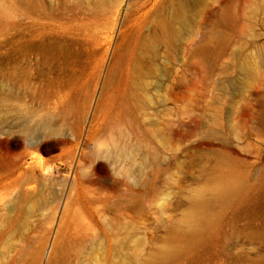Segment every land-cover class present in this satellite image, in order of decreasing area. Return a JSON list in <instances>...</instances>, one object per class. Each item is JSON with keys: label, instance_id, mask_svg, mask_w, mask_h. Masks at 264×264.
<instances>
[{"label": "rangeland", "instance_id": "1", "mask_svg": "<svg viewBox=\"0 0 264 264\" xmlns=\"http://www.w3.org/2000/svg\"><path fill=\"white\" fill-rule=\"evenodd\" d=\"M3 1L0 264H264V0H189V41L158 44L142 79L117 45L155 0H39L77 25L109 15L51 62L26 37L30 0Z\"/></svg>", "mask_w": 264, "mask_h": 264}, {"label": "bare ground", "instance_id": "2", "mask_svg": "<svg viewBox=\"0 0 264 264\" xmlns=\"http://www.w3.org/2000/svg\"><path fill=\"white\" fill-rule=\"evenodd\" d=\"M151 1L152 0H150V2ZM40 2L39 0H30L29 2L30 5L28 4L29 14L27 15H28L29 24L27 27L28 33L25 34H29V36L26 35V37L30 38V42H29V38L26 41L29 42L30 44L31 42L33 44L34 43L37 44L38 38L40 37L39 38L40 42L38 45L39 48H37V50L40 49L39 55L41 58H43L44 61L46 60L50 61V59H54V58L56 60L57 59L56 57H59L58 55L60 56L62 55L66 60L67 50H68L66 46L68 44L66 45L63 39L64 40L68 39L70 42L69 36L76 31L84 32L82 30H84L85 28L86 29L92 28L95 29L96 31V28L101 27L100 25L102 22V24L104 25L102 27H106L105 30H107L106 32L108 33L109 26L107 27V24H109L110 22L108 23L109 15L107 14H80V16L82 15L84 17H81L82 19L77 25L76 23L73 24L74 22L72 19L69 18L68 20L66 19L67 17L63 18L64 16L62 17L59 14L58 17H54L56 14L54 16L53 14H50L48 12V8L46 7V4L43 3L42 5L40 4ZM97 3H101V4H98L97 6L94 4L93 10L97 9L98 11L99 9L103 8L102 6L104 7L106 6L105 0H97ZM5 4H7V2H5ZM170 4H172V2H170ZM145 6H143V8H145ZM5 7L6 6H4V8ZM15 7L16 6H14V8ZM167 7L171 8L170 12H172V14H167L169 10L167 9ZM4 8L2 7V5H0L1 16L7 14L5 10L6 8L5 9ZM17 10L15 12H17ZM189 14H190L189 0H178L176 3H173V5H169L165 3L164 0H155L151 9L148 12H146V14H141L136 20L133 21L131 19V15L130 14L127 15L128 21L125 23V29L121 31L119 36L121 42L118 40L119 43L121 44L120 46L119 45L117 46L120 47V49L122 50L121 53L119 49L120 52L119 54H121L120 55V57L122 58L121 60L124 61V63H122L123 64L122 66H124V71L128 79L129 78L133 79L132 76L134 75H137L139 79L155 75V62L158 59V53H157L158 48L156 47L159 46L158 44H161L165 48H169V47H173L177 43L180 37H183L186 42L189 41L190 38ZM18 16L19 14H15V17L17 19ZM98 17H102V18L99 19ZM110 20H112V18ZM18 23L15 24L14 26L16 29L13 28L15 29V34H13V37L11 36L9 43L11 44L12 42L11 45L13 48L12 47L11 48L14 49V51L16 52L15 54L16 56L19 50L21 49L19 48L21 44L20 42L21 36L19 37V33L21 32L20 31L21 29H19L20 26ZM58 39L60 40V42L63 41L65 43V44L62 43L61 45H66V46H61L60 44H58L56 42V40ZM68 59H70V57ZM167 74H170V70H168ZM128 81L129 80H127V82ZM35 118L33 117V119ZM240 188L241 185L238 184V182L230 184L227 187L225 186L221 189L222 195L219 197L223 200H230L240 191ZM196 205L198 208H204L205 205H207V202L204 200L203 196H199ZM190 221L191 224L194 226V232L201 230V228L203 227V225L199 226L200 224H202L200 223L202 221L201 214L198 213L193 214L191 216ZM187 245H191V243L189 242ZM179 250L180 248L178 246L171 248L168 252L163 254L162 257L163 259L161 260L173 259L175 256H177ZM159 263L160 261L157 260L145 264H159Z\"/></svg>", "mask_w": 264, "mask_h": 264}]
</instances>
